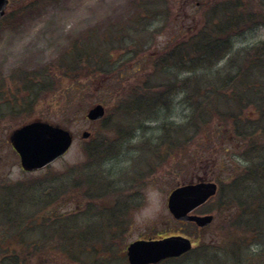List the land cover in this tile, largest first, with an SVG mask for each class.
<instances>
[{
  "label": "rangeland",
  "instance_id": "374dc122",
  "mask_svg": "<svg viewBox=\"0 0 264 264\" xmlns=\"http://www.w3.org/2000/svg\"><path fill=\"white\" fill-rule=\"evenodd\" d=\"M227 3L212 18L202 14L204 7L190 15L194 2L181 0H9L7 20H0V264H128L131 241L178 231L200 247L162 264L264 262V153L245 161L247 147L224 113L237 110L224 80L242 68L243 52L264 40V0ZM237 14L258 26L217 25ZM80 40L92 44L93 73L75 78L56 71ZM170 54L181 59L173 62ZM25 76L32 77L30 95ZM199 77L211 81L200 86L210 83L225 95L194 93ZM133 89L162 94L149 119L133 111L121 117ZM211 99L222 116L206 112L201 120L195 103L207 106ZM98 103L105 107L102 123L85 117ZM254 106L235 112L255 116ZM38 119L68 129L73 142L47 167L26 172L8 136ZM249 162L261 173L246 192L229 194L231 180ZM197 179L220 188L199 210L214 216L203 231L175 222L167 209L169 192Z\"/></svg>",
  "mask_w": 264,
  "mask_h": 264
},
{
  "label": "trees",
  "instance_id": "16d2710c",
  "mask_svg": "<svg viewBox=\"0 0 264 264\" xmlns=\"http://www.w3.org/2000/svg\"><path fill=\"white\" fill-rule=\"evenodd\" d=\"M142 9L145 10L146 6ZM238 17H241V15L237 14V15L226 16L225 19L227 21L217 20V23H218L217 25L218 26L222 25L226 27L227 26L233 27L234 25H238L239 27ZM243 18H244V15H243ZM4 20L6 21L7 17H5ZM82 40H80L79 42L70 44L69 50L64 54L63 58L59 59L57 66L54 67L56 71L62 72L66 76L75 75V78H78L80 75L89 76L90 74L93 73L94 69L92 68L93 67L92 57L94 56V51H92V48H91L92 44H89L87 46V44L84 43V41ZM195 41H198V40L195 39ZM216 41L218 40L216 39ZM216 41L215 43H217ZM195 46L197 47V49H200L201 51H205V52L210 51L209 48H205L203 45H201V47H198L199 45L195 44ZM243 54H244V57L242 59H244L245 63H240L242 65V68H240V70H238L236 73L230 76H227L226 80H224L225 81L224 85L225 87L226 85L230 86L228 90V93L230 94L229 95L226 94V95L228 96L231 104H233L234 107L237 108V110H239V112H241L243 108H249L250 110V107L254 106V103H255V106H254L256 107L255 108L256 112L254 113L255 116L253 115L254 118L253 116L249 117L248 115H250V113H248V110H246V113L242 112V115L240 116L238 113L235 112L236 109H227L230 107H227L224 113L226 115H229L233 121L232 123L236 125L234 135L242 139L243 141L237 138L239 142H242V143L244 142L245 146L247 147L246 151L244 152L245 153L244 160L253 161V159H259L260 155L264 153V146L262 144L263 143L262 140L264 141V133H262V139L257 138L258 136L257 132L262 131L264 128V40L251 46L249 50L246 52H243ZM224 55L225 53L223 54V56H219V57L217 56L218 57L217 60L220 61L221 58L224 57ZM91 58H92V61H91ZM170 59L174 62L176 60H180L181 57H178L177 55L172 57L170 54ZM160 61L165 62V58H161ZM81 62H84L85 64ZM80 63L83 64V66ZM172 64H176V63H172ZM102 65L103 64L98 65L97 67L102 70L104 69ZM43 72L46 76H48L47 70H43ZM213 77H214V80L218 78L215 81H221L219 74L214 73ZM202 79H205V78L199 77L192 82L193 83L192 88H193L194 93H196L197 95L200 94L201 96H203V98H209L208 96L209 94H213L216 96L225 95L226 92H224V89L216 90L210 86L211 81L209 80V78H207V80L205 81ZM75 80H78V79H75ZM31 81H32V77L25 76V78L23 79L24 89L29 90L28 95L32 93ZM188 82L190 83L191 80L189 79ZM200 82L202 83L210 82V83L208 85H205L204 87V86H200ZM48 86L49 84L44 85L43 89H46ZM159 95H160L159 97H161L162 94H159ZM158 98H153L151 94H145V93L143 94V93H140V91L133 89L132 92L130 93V98L128 102H124L120 106L121 117L123 115V119H124L125 112L133 111V113L143 114L145 115L147 119H149L150 117L148 116H153L152 114H149V113H151V111L157 107L156 106L154 108V106L156 105L155 102L157 101L156 99ZM149 101H153V102H151L148 105ZM29 105H30L29 103L27 104V102H25L23 108L27 109ZM12 106H14V104ZM215 108L217 107L215 106L214 101L212 99L211 101L208 100L207 106L206 105L204 106L202 101H197L194 106V112L196 113L197 117L200 116V119L203 120L202 115L204 116V113L206 112H210L216 115L218 114L220 116L221 114L215 111L214 110ZM104 120L105 118H103L100 122L102 123L104 122ZM252 124L254 125L252 126ZM248 129H250L251 131H249ZM120 131L121 130L119 128L115 130L116 137H121ZM239 142H236V144H238ZM103 145H104V139H102V141L99 143V147H103ZM85 150H87L86 151L87 158H91L93 156L92 152H90L89 149H85ZM249 163H250L249 168L243 169L241 171V174L238 177L231 180L230 185H228L229 189L227 191L229 192V194H231L232 192H236L238 194L246 192L247 191L246 189L247 187L245 186L246 183L253 182L252 178L254 177V175L256 173L259 174V172L261 173L260 168L252 167L251 162ZM85 177L86 175L84 176V178ZM83 182L90 185L87 180H84ZM248 213H250V211ZM244 223L246 224L243 227L249 226L248 225L249 223L247 221H245ZM67 239H66V242L71 244L72 240L71 239L67 240ZM194 251L195 249L192 250V252Z\"/></svg>",
  "mask_w": 264,
  "mask_h": 264
},
{
  "label": "water",
  "instance_id": "95a60500",
  "mask_svg": "<svg viewBox=\"0 0 264 264\" xmlns=\"http://www.w3.org/2000/svg\"><path fill=\"white\" fill-rule=\"evenodd\" d=\"M8 0H0V17L4 14ZM104 115V107L96 104L86 113L89 120L96 121ZM88 132H83L86 138ZM10 143L18 153L25 170L42 168L62 156L72 143L71 133L60 126L35 120L15 129ZM216 192L213 182H197L173 189L167 199V207L177 220L193 221L203 227L211 223L213 215L190 214L205 203ZM191 249V241L183 236H170L159 240H136L127 247L129 264H155L168 257L179 256ZM264 264V263H261Z\"/></svg>",
  "mask_w": 264,
  "mask_h": 264
},
{
  "label": "flooded vegetation",
  "instance_id": "af4514ba",
  "mask_svg": "<svg viewBox=\"0 0 264 264\" xmlns=\"http://www.w3.org/2000/svg\"><path fill=\"white\" fill-rule=\"evenodd\" d=\"M225 1H228V0H181V2H183L184 5L185 4H189V5L191 4L192 5V3L194 2L195 5H194V8L192 10V13H190V15H193V14L194 15H197L199 9H201L202 7H204V8H202V11H203L202 14H204L206 16H208V15L211 16V14H213L215 12L214 11L215 9H217L218 7H221L222 5H224L223 3ZM205 6H206V9H205ZM246 17L247 16H244V18L242 19V21H239L238 22L239 25H240L239 26L240 29H241V27L243 29H252V28H256V26H258L256 24V22H253L252 23V22L245 21L246 20ZM200 208L201 207L196 208L191 213H194V214H197V215L205 214V213L199 212ZM172 218H173V216H172ZM173 219L177 223L186 224L188 226H194L196 230H197V228H199V230H204V227L197 226L195 224V222H193V221L177 220L175 218H173ZM171 234H175V233L163 234V235H159V236H157L155 238L159 239V238H163V237H166V236H170ZM176 234H182V233L178 231V232H176ZM147 238H149V237H147ZM178 258H180V257H178ZM178 258L165 259L163 262L168 261V260H176Z\"/></svg>",
  "mask_w": 264,
  "mask_h": 264
}]
</instances>
